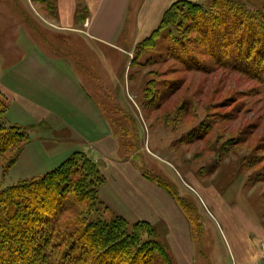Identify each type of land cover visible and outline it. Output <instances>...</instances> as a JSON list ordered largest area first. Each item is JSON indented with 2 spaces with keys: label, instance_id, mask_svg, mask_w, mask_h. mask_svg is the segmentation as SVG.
I'll use <instances>...</instances> for the list:
<instances>
[{
  "label": "rangeland",
  "instance_id": "obj_1",
  "mask_svg": "<svg viewBox=\"0 0 264 264\" xmlns=\"http://www.w3.org/2000/svg\"><path fill=\"white\" fill-rule=\"evenodd\" d=\"M39 1L1 3H13L9 7L21 19L35 14L36 33L30 18L26 27L38 37V32L44 34L42 25L51 23L46 20L52 17L51 8L56 11L55 0L48 5ZM83 1L77 0L79 15L92 19L93 11L80 4ZM201 1L204 17L190 21L185 11L177 24L160 29L156 39L140 48L133 43L145 35H131L132 20L114 40L94 32L93 26L84 27L92 37L85 48L115 60L106 68L108 76L78 62L84 88L118 140L115 154L99 164L107 170L99 191L103 206L97 211L109 219L123 216L130 226L149 221L171 264H264V47L256 44L243 52L254 35L264 44V20L262 28L248 33L242 14L228 19L236 14L232 7ZM242 1L254 9L250 14L264 11V0ZM12 20L7 9L0 10L3 41H12ZM11 44L0 47L4 65L11 61L6 60ZM29 46L28 39H22L21 48ZM6 122L25 127L30 140L7 175L0 167L5 186L39 178L70 156L63 154L67 140H73L67 134L31 128V120L14 111L7 113ZM143 171L171 184L191 208L188 215L178 197L144 177ZM185 238L191 246L188 252Z\"/></svg>",
  "mask_w": 264,
  "mask_h": 264
},
{
  "label": "trees",
  "instance_id": "obj_2",
  "mask_svg": "<svg viewBox=\"0 0 264 264\" xmlns=\"http://www.w3.org/2000/svg\"><path fill=\"white\" fill-rule=\"evenodd\" d=\"M215 1H223L233 8L236 14H229V20L239 14L247 18L243 29L248 33L255 27L262 28L264 11L250 14V9H254L242 0ZM39 2L48 5V0ZM261 6L264 7V2ZM51 9L54 15L55 7ZM204 10L199 2H174L159 26L138 47L156 39L160 29L177 24L175 22L185 11L184 17L190 16L193 21L204 17ZM259 17L260 20L254 22ZM258 40L259 36L254 35L253 40L243 45V52L248 53L256 44L263 48L264 44ZM3 95L0 91V167L5 176L17 162L30 136L26 128L6 122L9 102ZM252 163H255L253 159L248 161L250 166ZM142 173L178 197L171 184L158 181L145 171ZM105 181L98 163L83 151L73 152L39 178L21 180L12 186H5L0 179V264H171L149 221H138L130 226L123 216L109 219L98 213L97 206L102 205L99 191ZM179 200L188 215L187 209L191 208L186 200Z\"/></svg>",
  "mask_w": 264,
  "mask_h": 264
},
{
  "label": "crops",
  "instance_id": "obj_3",
  "mask_svg": "<svg viewBox=\"0 0 264 264\" xmlns=\"http://www.w3.org/2000/svg\"><path fill=\"white\" fill-rule=\"evenodd\" d=\"M176 1L179 0H85L80 4L93 11L90 19L79 15L80 1L55 0L56 11L46 19L51 22H46L48 27L42 25L44 34L37 33L39 39L30 33L31 28L35 33L37 31L32 20L36 18L35 14L22 19L15 17L14 8H10L13 3L6 6L0 0V10L7 9L15 19L12 20L13 29L8 32L12 41H3L4 31L0 30V47L12 43V53L7 52L6 59L11 61L4 65V59L0 57V90L9 102L8 114L14 111L15 115L31 120V128L38 126L44 131L67 134V139L73 140H67L69 146L63 153L65 158L75 151H83L99 165L101 158L113 156L118 148L117 137L92 93L84 88L82 67L78 62L99 75L103 70L108 76L106 68L114 66L115 60L85 48L87 38L92 37L85 34L88 31L84 27L93 26L94 32L114 40L128 29L132 20L131 35H145L134 41L135 47L154 32L167 9ZM29 18L35 23L31 27ZM25 38L30 46L21 48ZM100 169L102 173L107 170ZM183 244L188 252L191 249L189 239L185 238Z\"/></svg>",
  "mask_w": 264,
  "mask_h": 264
}]
</instances>
